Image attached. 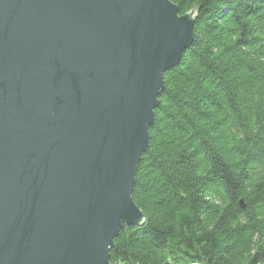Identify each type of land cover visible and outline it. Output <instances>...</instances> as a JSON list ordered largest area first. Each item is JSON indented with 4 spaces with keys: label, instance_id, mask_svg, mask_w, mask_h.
Segmentation results:
<instances>
[{
    "label": "water",
    "instance_id": "95a60500",
    "mask_svg": "<svg viewBox=\"0 0 264 264\" xmlns=\"http://www.w3.org/2000/svg\"><path fill=\"white\" fill-rule=\"evenodd\" d=\"M197 10L0 0V264H118L120 230L145 222L137 170Z\"/></svg>",
    "mask_w": 264,
    "mask_h": 264
},
{
    "label": "trees",
    "instance_id": "16d2710c",
    "mask_svg": "<svg viewBox=\"0 0 264 264\" xmlns=\"http://www.w3.org/2000/svg\"><path fill=\"white\" fill-rule=\"evenodd\" d=\"M197 8L194 39L165 72L118 264H264V0ZM243 201L244 206L241 204Z\"/></svg>",
    "mask_w": 264,
    "mask_h": 264
}]
</instances>
